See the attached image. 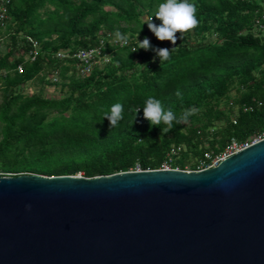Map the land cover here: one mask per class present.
I'll list each match as a JSON object with an SVG mask.
<instances>
[{
    "label": "trees",
    "instance_id": "16d2710c",
    "mask_svg": "<svg viewBox=\"0 0 264 264\" xmlns=\"http://www.w3.org/2000/svg\"><path fill=\"white\" fill-rule=\"evenodd\" d=\"M162 2L10 0L0 33V172L94 178L155 170L173 146L181 147L173 167L195 170L232 138L264 134V21L256 23L264 0H189L199 23L177 33L176 45L158 41L144 20L159 25L154 13ZM116 31L128 36L127 45L116 41ZM145 37L153 48L174 47L170 60L160 66L154 51L136 50ZM34 42L39 51L32 62ZM101 42L102 65L87 76L77 73V60L56 57ZM35 81L39 91L26 94L25 85ZM45 86L59 95L45 96ZM149 95L177 116L198 111L164 133L166 125L143 117ZM255 102L261 105L251 113L240 109ZM115 103L123 105V119L110 129L103 116ZM135 107L138 113L129 111Z\"/></svg>",
    "mask_w": 264,
    "mask_h": 264
},
{
    "label": "water",
    "instance_id": "95a60500",
    "mask_svg": "<svg viewBox=\"0 0 264 264\" xmlns=\"http://www.w3.org/2000/svg\"><path fill=\"white\" fill-rule=\"evenodd\" d=\"M0 264H264V140L198 172L1 176Z\"/></svg>",
    "mask_w": 264,
    "mask_h": 264
},
{
    "label": "clouds",
    "instance_id": "9594fccd",
    "mask_svg": "<svg viewBox=\"0 0 264 264\" xmlns=\"http://www.w3.org/2000/svg\"><path fill=\"white\" fill-rule=\"evenodd\" d=\"M197 11L198 9L195 3H190L189 0H164V2L158 4L154 13L155 18L160 21V24L157 25L153 23L152 17L151 20L147 22V27L158 41H169L172 45H176L177 33L181 36L188 30L198 26L199 21L196 17ZM114 36L116 41L120 42L122 45H127L129 42L128 36L119 31H116ZM137 49H144L145 51L151 49L154 51L159 58L160 66H162L165 61L170 60L171 53L175 50L174 47L171 49L153 48L147 37L142 41L137 39L136 50ZM177 95H180L179 92ZM142 108L144 119L148 120L151 125L160 126L162 123L166 125V127L161 128V132L164 133L172 129L173 122L176 124L186 122L190 116L195 115L198 111L196 108H189L183 110L182 113L177 116L171 109L165 110L161 100L152 95H149L145 99ZM140 109L141 107H135L130 108L129 111L138 113ZM123 112V105L120 103L111 105L110 108L104 112L103 119L106 118L108 120L110 129L118 126L119 122L123 119Z\"/></svg>",
    "mask_w": 264,
    "mask_h": 264
},
{
    "label": "built area",
    "instance_id": "2783aa9c",
    "mask_svg": "<svg viewBox=\"0 0 264 264\" xmlns=\"http://www.w3.org/2000/svg\"><path fill=\"white\" fill-rule=\"evenodd\" d=\"M10 6V0H0V33L4 30L6 21L8 20V10ZM261 21H264V6L262 12L260 13L259 19L256 21L257 24H260ZM261 26V25H260ZM1 42V38H0ZM103 50V42L100 43L99 47L91 48V49H79L76 53L70 54L67 51H59L56 54V57L59 59L64 58H71L77 60V73L81 76L89 75L94 66L98 63V60L101 57ZM38 45L36 42L33 44V50H31L28 54V58L30 61H35L38 55ZM17 71L19 74L23 72L22 65L17 67ZM232 103V102H230ZM256 105L260 106L261 103H253V104H243L240 109L244 113H251L255 109ZM233 124H236V119L232 117ZM264 140V134L255 136L253 139L244 141V142H237L234 138L228 142L222 152L216 155H212L210 153L205 154V158L199 161L198 167L195 170H190L189 168H185L182 171L185 172H192V171H202L205 169L215 168L217 167L222 161L225 159L238 154L239 152L249 148L250 146ZM181 152V147L173 146L170 148L169 152L166 155V158L159 166L158 171H167V170H180L179 168L173 167V162L175 161L176 156L179 155ZM141 172L139 167H136L131 172ZM1 176H11V174L4 175L2 172L0 173Z\"/></svg>",
    "mask_w": 264,
    "mask_h": 264
},
{
    "label": "rangeland",
    "instance_id": "374dc122",
    "mask_svg": "<svg viewBox=\"0 0 264 264\" xmlns=\"http://www.w3.org/2000/svg\"><path fill=\"white\" fill-rule=\"evenodd\" d=\"M144 20L146 21V22H149L148 21V18H144ZM150 31V30H149ZM151 32V31H150ZM1 51L3 52V51H5V49H4V46L2 45L1 46ZM104 62H106V60H104ZM97 65H102V63H101V61L100 62H98L97 63ZM53 80V79H52ZM41 88V84H39V83H37L36 81L34 82V83H28V84H26L25 85V87H24V92L26 93V94H32V93H35V92H37V91H39V89ZM44 94H45V96H47V97H49V96H53V97H56V96H58L59 95V93H58V89H56L55 87H47V86H45L44 87ZM234 92H232L231 93V96H234ZM1 97H2V91L0 90V100H1ZM205 146H208V144H205ZM1 173V172H0ZM4 175H7V174H4ZM76 176H80V177H82V174H78V175H76Z\"/></svg>",
    "mask_w": 264,
    "mask_h": 264
}]
</instances>
